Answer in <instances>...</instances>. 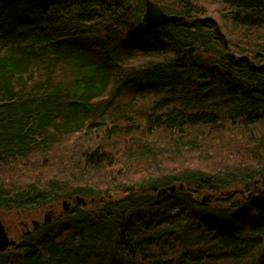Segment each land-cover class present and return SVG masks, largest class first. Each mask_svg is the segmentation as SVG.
Here are the masks:
<instances>
[{
  "label": "trees",
  "instance_id": "1",
  "mask_svg": "<svg viewBox=\"0 0 264 264\" xmlns=\"http://www.w3.org/2000/svg\"><path fill=\"white\" fill-rule=\"evenodd\" d=\"M150 1L0 0V264H264V0Z\"/></svg>",
  "mask_w": 264,
  "mask_h": 264
},
{
  "label": "rangeland",
  "instance_id": "2",
  "mask_svg": "<svg viewBox=\"0 0 264 264\" xmlns=\"http://www.w3.org/2000/svg\"><path fill=\"white\" fill-rule=\"evenodd\" d=\"M201 160L202 158L200 159V161ZM179 186L175 185V190L173 191V193L177 192L176 187ZM230 190H227L228 192L224 191L223 194L213 193L208 190H201L197 195L199 196V199L203 197L202 202H204V204H207L210 208L216 211H218V209L225 208L223 209L225 213L230 210L231 213H234L235 210L232 211V208L229 207L231 206L232 203H239L243 199H246L247 193H249L250 188L245 193L244 192L241 193L242 190L240 187H237L238 191L235 193H233L234 191H230ZM113 195L119 197V193L116 191L113 192ZM62 202L63 201L57 202L54 205L47 206L45 209L41 211H35L28 214H25L26 212H11V213L0 212V219L8 236L12 238L14 241H16V243H19L21 241V238L24 236L25 232L27 231L30 232L34 229L32 224L33 222H36L39 226L42 224L45 214L47 212L49 211L52 212L54 216L52 217L53 219L58 215H60L63 212ZM67 202H69V208H70L73 202H71L70 200ZM92 206L93 203H90V200H87L86 205L84 207L86 209H90L92 208Z\"/></svg>",
  "mask_w": 264,
  "mask_h": 264
},
{
  "label": "water",
  "instance_id": "3",
  "mask_svg": "<svg viewBox=\"0 0 264 264\" xmlns=\"http://www.w3.org/2000/svg\"><path fill=\"white\" fill-rule=\"evenodd\" d=\"M145 4V11L143 14V22L146 25H156L159 23H172V22H178L182 21L183 18L181 16L176 15H170L163 12V10L155 3L151 2L150 0H144ZM180 189H182V185L179 186ZM175 190V185L168 186L167 189L162 190V193H165L167 191L173 192ZM76 201L80 203L81 205H86V200L80 197H76ZM93 199H90V202H93ZM62 208L63 211H67L69 209V202L64 200L62 202ZM53 214L51 211L47 212L45 214V217L43 219V223L47 224L53 220ZM33 228H36L38 224L36 222H33ZM16 241H14L12 238H10L2 225V221L0 219V253L5 252L7 249L12 248L16 245Z\"/></svg>",
  "mask_w": 264,
  "mask_h": 264
},
{
  "label": "flooded vegetation",
  "instance_id": "4",
  "mask_svg": "<svg viewBox=\"0 0 264 264\" xmlns=\"http://www.w3.org/2000/svg\"><path fill=\"white\" fill-rule=\"evenodd\" d=\"M38 226H39V225H38ZM28 232H29V231L25 232V234H27ZM25 234H24V235H25Z\"/></svg>",
  "mask_w": 264,
  "mask_h": 264
}]
</instances>
